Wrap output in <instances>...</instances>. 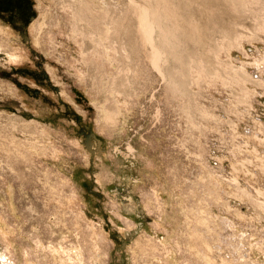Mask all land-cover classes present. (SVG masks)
<instances>
[{
    "label": "rangeland",
    "instance_id": "374dc122",
    "mask_svg": "<svg viewBox=\"0 0 264 264\" xmlns=\"http://www.w3.org/2000/svg\"><path fill=\"white\" fill-rule=\"evenodd\" d=\"M73 1L0 0V264H264V10L181 97Z\"/></svg>",
    "mask_w": 264,
    "mask_h": 264
},
{
    "label": "bare ground",
    "instance_id": "6f19581e",
    "mask_svg": "<svg viewBox=\"0 0 264 264\" xmlns=\"http://www.w3.org/2000/svg\"><path fill=\"white\" fill-rule=\"evenodd\" d=\"M73 3L75 27L80 32L92 35L95 44L108 40L112 45L109 50L119 53V49L125 50L127 58L138 66L147 62V56L165 81L167 92L181 97L191 92H186V86L192 82V70H198V79L217 74L220 68L217 70L215 67L219 65L215 64L222 62L218 53L222 47L237 43L240 38L237 28L246 18V12L255 10L259 15L258 11L264 10V0H130L126 7L124 4L125 8L116 10L107 0H74ZM216 33L222 40L211 43ZM116 57L113 60L118 61ZM118 58L122 59L121 55ZM229 68L234 72L233 81L240 83L248 79L243 69ZM123 79H113L114 91H118Z\"/></svg>",
    "mask_w": 264,
    "mask_h": 264
},
{
    "label": "water",
    "instance_id": "95a60500",
    "mask_svg": "<svg viewBox=\"0 0 264 264\" xmlns=\"http://www.w3.org/2000/svg\"><path fill=\"white\" fill-rule=\"evenodd\" d=\"M91 137H93L95 139V141L97 143V149L100 150L101 148L99 147V145L101 144V140L99 138H97L93 133H88L86 135L87 142H85V144H86L87 148L90 149V138Z\"/></svg>",
    "mask_w": 264,
    "mask_h": 264
},
{
    "label": "flooded vegetation",
    "instance_id": "af4514ba",
    "mask_svg": "<svg viewBox=\"0 0 264 264\" xmlns=\"http://www.w3.org/2000/svg\"><path fill=\"white\" fill-rule=\"evenodd\" d=\"M16 28H17L18 30H20V31L23 33V31H22V29H21L20 26H16Z\"/></svg>",
    "mask_w": 264,
    "mask_h": 264
}]
</instances>
